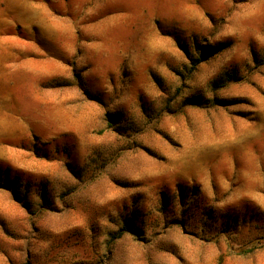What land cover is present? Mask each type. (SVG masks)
<instances>
[{
	"label": "rangeland",
	"instance_id": "rangeland-1",
	"mask_svg": "<svg viewBox=\"0 0 264 264\" xmlns=\"http://www.w3.org/2000/svg\"><path fill=\"white\" fill-rule=\"evenodd\" d=\"M86 7L104 46L0 81V264H264V0Z\"/></svg>",
	"mask_w": 264,
	"mask_h": 264
},
{
	"label": "crops",
	"instance_id": "crops-1",
	"mask_svg": "<svg viewBox=\"0 0 264 264\" xmlns=\"http://www.w3.org/2000/svg\"><path fill=\"white\" fill-rule=\"evenodd\" d=\"M12 2V7L9 6L6 11L0 10V81L9 80V83L12 82L10 87L14 85L16 77L20 76L15 74L16 62L26 63L18 65L20 67L18 71L26 73L33 71L37 76L44 73L48 74L47 77H52L62 72L63 65L71 56L79 54L80 47L104 46L102 37L107 28L101 26L94 34L93 40L88 37V27L74 26L69 17L66 22L63 20V14L73 13L79 16L87 14L86 6L89 0H12ZM63 2L66 7H73L74 10L72 12L67 10L65 13L56 10ZM16 13L19 20L15 18ZM31 14H39L40 18L32 19ZM16 22L22 24V37L15 34ZM82 23L85 21L82 20ZM4 30L8 32L6 37H3ZM46 32L49 35H46ZM47 77L38 76L39 79ZM20 84L25 86L26 83L23 81L18 83L19 86ZM26 86L28 87V84ZM10 87L5 93L13 92ZM1 107L4 105H0V109Z\"/></svg>",
	"mask_w": 264,
	"mask_h": 264
},
{
	"label": "trees",
	"instance_id": "trees-1",
	"mask_svg": "<svg viewBox=\"0 0 264 264\" xmlns=\"http://www.w3.org/2000/svg\"><path fill=\"white\" fill-rule=\"evenodd\" d=\"M219 50V48H217V47H214L213 48V53H216L217 51ZM207 54V53H206ZM125 230H129L128 228H124V231ZM124 231L123 230H121V231H119L117 234H113L114 236V238H117V237H120V236H122L123 235V233H124Z\"/></svg>",
	"mask_w": 264,
	"mask_h": 264
}]
</instances>
